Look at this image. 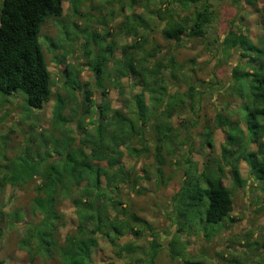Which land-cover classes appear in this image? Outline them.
Wrapping results in <instances>:
<instances>
[{"label":"trees","instance_id":"16d2710c","mask_svg":"<svg viewBox=\"0 0 264 264\" xmlns=\"http://www.w3.org/2000/svg\"><path fill=\"white\" fill-rule=\"evenodd\" d=\"M78 1L72 0L73 14L79 12ZM117 1L124 16L119 28L130 42L120 47L121 55L114 59L115 41L100 48L92 70L100 87H103L104 73L114 76L112 83L122 96L123 107L111 106L106 89L102 90V100L97 104L88 83L79 81L80 70L67 65L63 86L69 98L58 96L54 108L55 129L43 140L45 145L52 144V150L42 152L35 145H27L22 152L10 157L0 143V197L6 194L8 186L14 190L31 182L37 183L27 211H6L5 204L0 208V248L5 228H13L16 222L30 218L24 222L25 236L18 242L30 264H97L95 254L100 235L116 247V258L123 259V262L108 260L100 264H129L126 259L138 251L131 243L121 245L120 238L130 232L140 233L137 225L153 229L135 212L122 208L119 199L110 202L111 197H106L108 192L130 183L132 171L123 163L125 154L141 157L153 149L157 174L164 180L167 157L177 155L180 144H188L185 140H190L186 137L197 124L195 119L177 127L174 117L189 110L192 115L199 111L203 88L219 84V80L214 79L205 86L189 76L185 92L171 93L164 72L169 70L175 78L180 67L175 55H160L162 47L152 39L151 31L155 28L149 21L161 22V32L166 40L180 42L184 34L203 40L217 18L212 0ZM245 1L258 8L257 0ZM63 2L2 0L0 107L15 93L24 97L25 105L30 109H41L50 101L54 80L40 36L48 19L62 17ZM138 8L147 11L148 18L143 13H136ZM238 10L242 8L238 7ZM243 19L244 15L240 14L220 41L229 56L237 54L241 59L227 86L231 96L242 100L241 115L235 121L224 110L216 113L214 128L224 129L226 140L220 155L208 156L201 171L193 160V151H184L183 184L172 197L171 213L177 237L169 243L170 255L184 264H215L205 256L192 255L187 249L188 243H182L179 236L202 231L212 239L221 230L223 221L230 220L233 224L234 192L225 183L228 174L235 187L247 189L248 181L241 174V162L245 161L254 180L264 181V35L256 42L252 40L242 31V22L238 24ZM99 22L107 30L104 35L83 30L94 42L97 38L107 41L112 35L106 20L103 18ZM48 39L52 49L59 47L52 38ZM88 54L87 49L85 55ZM109 62H112L111 70L106 69ZM124 78L130 82L132 94L129 97L124 89ZM137 86L140 91H134ZM82 90L84 99L79 94ZM73 102L76 108L71 110L79 129L84 127L85 117L91 109L95 107L98 112L93 129H86L80 138L74 134L73 119L64 115L68 104ZM208 128L205 144L213 146V128L209 125ZM56 130L60 131V136H55ZM66 200L73 203L76 220L74 230L62 238L60 231L66 225L62 206ZM110 203L116 211L113 216L107 210ZM157 235L152 231L154 243L149 264H155L161 252L155 240ZM249 245L263 247L264 241L251 244L248 241L246 246ZM234 262L240 263L237 259ZM0 264L5 261L0 259Z\"/></svg>","mask_w":264,"mask_h":264},{"label":"rangeland","instance_id":"374dc122","mask_svg":"<svg viewBox=\"0 0 264 264\" xmlns=\"http://www.w3.org/2000/svg\"><path fill=\"white\" fill-rule=\"evenodd\" d=\"M214 2L217 18L209 28L208 34L203 40L191 38L186 34L180 42L164 39L161 22L151 21L154 31H151L152 39L161 45L162 57L175 55L178 61V73L176 77L169 70L164 72L167 83L171 86V93L188 89L189 76L203 85H209L210 81L219 80V84L212 85V88H203L204 94L200 100V110L197 112H181L174 117V125L182 126L184 123L194 121L188 136L186 146L179 145L177 155L167 157V164L163 168L165 179L159 178L156 167L158 166L153 149L151 153H144L141 157L132 156L128 153L123 158V163L130 174V183L121 185L117 190L108 192L113 202L119 199L128 212H135L138 216L148 221L151 229L143 225H137L140 233H127L121 237L119 243L125 245L131 243L138 251L135 256L128 259L129 264H149V256L152 251L154 237L152 231L158 235L156 242L160 245V254L155 264H184L173 260L170 255L169 243L175 239L176 227L173 224L172 197L183 184L185 159L183 153L192 150V157L197 162L200 171L205 159L217 157L221 153V146L226 140L224 129L214 128V119L219 110H224L231 115L232 120H237L241 115L240 104L242 100L229 94L230 81L235 66L241 62L237 54L229 56L220 44L228 33L231 24L240 14L244 19L238 22L243 24V32L255 42L264 35V0L258 1V8L248 5L245 0H212ZM239 1V4L237 2ZM0 0V7H1ZM72 0H64V12L60 18H50L42 26L40 42L42 44L49 69L53 75L52 96L41 109H30L25 105L24 97L15 93L8 98V102L0 107V143L6 155L12 157L22 152L27 145H35L42 152L51 151L52 144L45 145L43 140L49 137L54 127V108L59 95L69 98L68 92L64 89L66 66L80 70L79 81L82 84L88 83V88L93 92V99L98 104L102 100V90L106 89L107 98L113 108H122V96L116 86L112 83L114 76L109 77L104 73L103 87L98 85L92 67L96 64L97 54L100 48L105 47L111 41H115L113 59L120 57V47L130 42L119 25L124 16L121 13L120 3L117 0H79L77 14L72 13ZM238 7L242 10L239 11ZM113 11V14L111 13ZM136 13L145 14L143 8L136 9ZM105 19L110 35L105 40L97 38L94 42L89 34L83 33L96 31L100 35L106 33V28L99 21ZM76 24L78 26H76ZM49 38H52L59 47L52 49L49 46ZM89 41L87 48L86 42ZM88 49V56L85 52ZM67 54L65 57L64 55ZM245 61V60H244ZM243 62V61H242ZM106 69H112V62L107 64ZM105 70V69H104ZM107 70V71H108ZM215 79V80H214ZM203 82V83H202ZM127 78L123 79L124 89L127 96L131 95V87ZM214 83V82H213ZM137 86L134 91H140ZM81 99H84V90L79 91ZM128 96V97H129ZM75 103H70L64 110L66 117L72 118L74 134L83 137L86 129H93L97 119V109L94 107L85 117L83 128L77 126L76 118L72 114ZM75 122V123H74ZM208 125L213 128V146L205 144V134L209 130ZM55 136H60L56 130ZM135 147H139L135 145ZM253 149L256 146H252ZM241 174L248 181V188H237L228 178L225 180L234 192V210L231 213L234 222L230 220L222 222L221 230L216 237L210 239L202 231H194L191 234L181 233L179 240L188 243V251L199 258L204 256L215 264H264V246H246V243H262L264 241V181H256L251 174L250 168L245 161L241 162ZM136 178V181H135ZM165 182V183H164ZM37 183L31 182L28 185L14 189L7 187L6 194L0 197L1 204L6 211L23 210L31 204L34 197V187ZM263 186H262V185ZM108 212L113 216L116 211L112 203L108 205ZM62 211L65 214L66 225L61 228L60 234L63 238L68 232L75 228V213L73 203L66 200L63 203ZM29 217L23 222H16L13 228H5L0 248V259L5 264H30L28 256L19 247V239L25 236L26 224ZM218 226V225H217ZM216 227V226H215ZM99 247L96 249V263L100 264L108 260L123 262V259L116 258L115 249L112 244L103 236H99ZM208 262V261H207Z\"/></svg>","mask_w":264,"mask_h":264}]
</instances>
